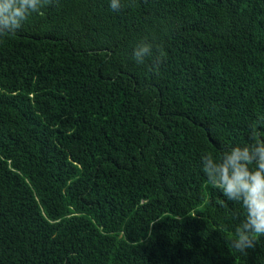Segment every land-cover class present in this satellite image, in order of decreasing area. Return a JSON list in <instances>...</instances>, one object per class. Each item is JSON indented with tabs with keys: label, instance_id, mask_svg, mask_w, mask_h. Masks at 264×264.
Instances as JSON below:
<instances>
[{
	"label": "trees",
	"instance_id": "trees-1",
	"mask_svg": "<svg viewBox=\"0 0 264 264\" xmlns=\"http://www.w3.org/2000/svg\"><path fill=\"white\" fill-rule=\"evenodd\" d=\"M42 11L0 37V264H264L201 163L264 133V0Z\"/></svg>",
	"mask_w": 264,
	"mask_h": 264
},
{
	"label": "clouds",
	"instance_id": "clouds-1",
	"mask_svg": "<svg viewBox=\"0 0 264 264\" xmlns=\"http://www.w3.org/2000/svg\"><path fill=\"white\" fill-rule=\"evenodd\" d=\"M50 3L51 0H0V37L15 34L33 14L43 15L42 9ZM110 7L120 10L121 0H110ZM151 52L152 46L141 42L134 49V57L142 63ZM250 130L251 143L224 151L219 158L211 152L201 156L209 184L244 209V219L235 228L231 246L245 255L247 249L255 248L257 238L264 236V133L255 123ZM218 203L227 206L222 200Z\"/></svg>",
	"mask_w": 264,
	"mask_h": 264
}]
</instances>
